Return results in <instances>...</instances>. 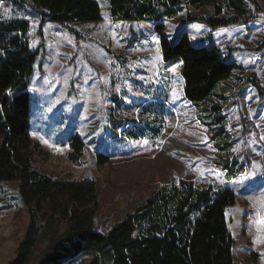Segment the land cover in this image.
Returning a JSON list of instances; mask_svg holds the SVG:
<instances>
[{
    "label": "rangeland",
    "instance_id": "1",
    "mask_svg": "<svg viewBox=\"0 0 264 264\" xmlns=\"http://www.w3.org/2000/svg\"><path fill=\"white\" fill-rule=\"evenodd\" d=\"M96 1L97 23L45 21L39 29L41 16L27 1L0 0V21L28 22L29 50L37 52L26 86L33 167L52 179L95 181L93 230L103 235L179 180L230 189L233 262L264 264V0H244L243 24L218 30L184 22L188 15L213 17L210 7L158 22L170 42L186 34L193 46L215 47L239 67L196 110L184 98L180 64L162 62L157 23L113 21L109 0ZM73 134L84 145L76 164L68 159ZM98 153L110 157L101 168ZM27 225L18 183L1 181L0 264L15 257ZM47 244L39 241L27 264H38Z\"/></svg>",
    "mask_w": 264,
    "mask_h": 264
},
{
    "label": "trees",
    "instance_id": "2",
    "mask_svg": "<svg viewBox=\"0 0 264 264\" xmlns=\"http://www.w3.org/2000/svg\"><path fill=\"white\" fill-rule=\"evenodd\" d=\"M23 1L39 12V29L45 21L66 26L101 20L96 0ZM188 7L212 8L213 17L188 15L184 20L211 30L242 25L247 15L244 0H109L113 21L157 23L154 32L159 37L162 62L181 64L183 95L196 110L200 104H208L216 87L239 67L215 47L193 46L186 34L174 42L168 40L158 22ZM28 31L26 21H0V182L18 183V195L28 217L24 237L7 264H27L42 240L48 244L38 264H74L80 259H84L83 264H234V240L226 219V210L236 199L230 189H197L192 182L179 180L160 188L135 213L125 215L103 235L93 230L98 211L95 181L52 179L33 167L26 86L37 52L29 50ZM254 87L258 89L256 84ZM208 108L219 111L215 105ZM67 144L68 159L76 164L84 145L76 134L69 136ZM109 160L100 153L95 156L98 168ZM61 224L65 229L58 235Z\"/></svg>",
    "mask_w": 264,
    "mask_h": 264
},
{
    "label": "snow or ice",
    "instance_id": "3",
    "mask_svg": "<svg viewBox=\"0 0 264 264\" xmlns=\"http://www.w3.org/2000/svg\"><path fill=\"white\" fill-rule=\"evenodd\" d=\"M197 28H199V26H197ZM193 39H195V37H193ZM9 94H11V93H9ZM262 139H264V137H262Z\"/></svg>",
    "mask_w": 264,
    "mask_h": 264
},
{
    "label": "crops",
    "instance_id": "4",
    "mask_svg": "<svg viewBox=\"0 0 264 264\" xmlns=\"http://www.w3.org/2000/svg\"><path fill=\"white\" fill-rule=\"evenodd\" d=\"M180 64V63H179ZM181 65V64H180Z\"/></svg>",
    "mask_w": 264,
    "mask_h": 264
}]
</instances>
